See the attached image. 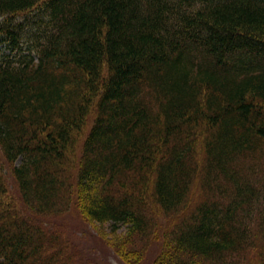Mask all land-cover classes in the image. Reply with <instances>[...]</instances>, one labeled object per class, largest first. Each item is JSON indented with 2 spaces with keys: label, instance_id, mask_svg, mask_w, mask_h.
Returning <instances> with one entry per match:
<instances>
[{
  "label": "trees",
  "instance_id": "16d2710c",
  "mask_svg": "<svg viewBox=\"0 0 264 264\" xmlns=\"http://www.w3.org/2000/svg\"><path fill=\"white\" fill-rule=\"evenodd\" d=\"M0 44V264H87L70 213L126 264H264V0H0Z\"/></svg>",
  "mask_w": 264,
  "mask_h": 264
},
{
  "label": "rangeland",
  "instance_id": "374dc122",
  "mask_svg": "<svg viewBox=\"0 0 264 264\" xmlns=\"http://www.w3.org/2000/svg\"><path fill=\"white\" fill-rule=\"evenodd\" d=\"M0 49L8 51L4 49L1 44ZM10 178L12 179V176H10ZM10 187L11 194H14L16 192V183H14V180L11 181ZM165 221L168 220L162 218V222L165 223ZM62 226L65 227L67 234L71 237L72 244L70 247L73 248L72 251L83 253V259L88 262L87 264H92L93 262H90L92 259H95L97 262L99 261L101 264H126L122 262L115 255L114 251L102 240V238H100L98 231L102 225L99 223L91 224L85 222L81 224L78 215L70 213L65 217ZM104 226L107 231H110L108 223L104 224ZM159 244L160 243H154L153 249L150 250L143 264H151L153 262Z\"/></svg>",
  "mask_w": 264,
  "mask_h": 264
}]
</instances>
